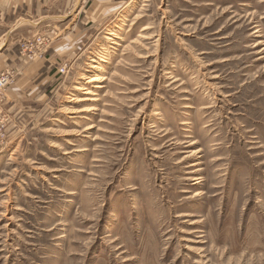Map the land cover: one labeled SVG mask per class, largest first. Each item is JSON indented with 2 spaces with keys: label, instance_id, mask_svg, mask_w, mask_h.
<instances>
[{
  "label": "rangeland",
  "instance_id": "rangeland-1",
  "mask_svg": "<svg viewBox=\"0 0 264 264\" xmlns=\"http://www.w3.org/2000/svg\"><path fill=\"white\" fill-rule=\"evenodd\" d=\"M66 10L9 36L0 264H264V0Z\"/></svg>",
  "mask_w": 264,
  "mask_h": 264
},
{
  "label": "crops",
  "instance_id": "crops-1",
  "mask_svg": "<svg viewBox=\"0 0 264 264\" xmlns=\"http://www.w3.org/2000/svg\"><path fill=\"white\" fill-rule=\"evenodd\" d=\"M73 1L75 0H0V60L2 61L0 64H2L3 67L12 68L14 67L12 62L8 63L7 61H13L14 57L20 58L19 55L16 56L17 53L15 54L14 50H12L14 46L10 45L9 36L20 26L22 20L26 18L44 20L48 18L53 19L57 17V15L60 17L62 15L58 13L60 11H65L67 6ZM82 1L85 2L87 0ZM61 2H64L65 5L63 7L65 10L60 8V6H56V4ZM57 11L59 12L57 13ZM81 12L82 8H80L79 11L77 10V13L80 15ZM26 72L28 71L26 70ZM21 77H26V75L23 73V75L18 78V81L15 84L19 91L22 89V85L20 84L19 86ZM6 104L9 107H12L11 101Z\"/></svg>",
  "mask_w": 264,
  "mask_h": 264
},
{
  "label": "built area",
  "instance_id": "built-area-1",
  "mask_svg": "<svg viewBox=\"0 0 264 264\" xmlns=\"http://www.w3.org/2000/svg\"><path fill=\"white\" fill-rule=\"evenodd\" d=\"M50 39L45 36H37L32 41H26L21 44V54L26 56L28 59H32L34 55L40 54L44 51ZM15 72L9 67H0V147L6 143L7 130L10 125L11 114L9 113V106L5 105L6 100V89L11 84Z\"/></svg>",
  "mask_w": 264,
  "mask_h": 264
},
{
  "label": "bare ground",
  "instance_id": "bare-ground-1",
  "mask_svg": "<svg viewBox=\"0 0 264 264\" xmlns=\"http://www.w3.org/2000/svg\"><path fill=\"white\" fill-rule=\"evenodd\" d=\"M95 81H99V78L98 77H96V76H91V78H89L88 80H87V82H95ZM83 95H89L91 92H90V90L89 89H84L83 90ZM74 99V98H73ZM86 100V98H82V97H79V98H76V102H83V101H85ZM186 157V156H185Z\"/></svg>",
  "mask_w": 264,
  "mask_h": 264
}]
</instances>
